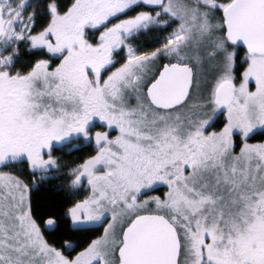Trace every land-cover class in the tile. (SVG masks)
<instances>
[{"label":"snow or ice","instance_id":"obj_1","mask_svg":"<svg viewBox=\"0 0 264 264\" xmlns=\"http://www.w3.org/2000/svg\"><path fill=\"white\" fill-rule=\"evenodd\" d=\"M0 264H264V0H0Z\"/></svg>","mask_w":264,"mask_h":264},{"label":"trees","instance_id":"obj_2","mask_svg":"<svg viewBox=\"0 0 264 264\" xmlns=\"http://www.w3.org/2000/svg\"><path fill=\"white\" fill-rule=\"evenodd\" d=\"M74 154L71 157H68V159H73L75 158ZM60 184V181H53L51 182V187L49 185L43 186L38 192L34 193L35 199L38 200L39 203L41 204H48L50 202H56L60 205V208H63V204L60 203L61 201H64L65 199V193L59 192V191H54L58 185Z\"/></svg>","mask_w":264,"mask_h":264}]
</instances>
